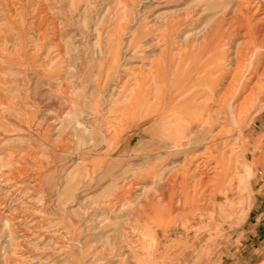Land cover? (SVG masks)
<instances>
[{
  "label": "rangeland",
  "instance_id": "obj_1",
  "mask_svg": "<svg viewBox=\"0 0 264 264\" xmlns=\"http://www.w3.org/2000/svg\"><path fill=\"white\" fill-rule=\"evenodd\" d=\"M203 1L0 0V167L20 176L23 191L44 196L41 207L23 192L17 197L27 205L24 231L8 234L0 218V264H138L160 242L177 247L172 255L181 260L173 264H188L197 236L198 264H264V0L256 13L240 10L238 34L223 40V79L214 96L197 99L213 120L212 147L246 180L232 211L206 223L197 208L208 200L179 201L184 157L165 166L163 181L175 182L172 209L151 207L166 204L145 174L160 160L162 143L142 131L147 123L131 120L119 95L149 80L163 59L176 66L177 50L214 24L225 28ZM232 68L238 76L223 95ZM203 148L188 156L208 160L209 173L215 162ZM198 163L186 168L188 189L204 176L194 173ZM17 212L14 221L24 214ZM150 217L154 232L137 241ZM126 239L134 251L121 248Z\"/></svg>",
  "mask_w": 264,
  "mask_h": 264
},
{
  "label": "bare ground",
  "instance_id": "obj_2",
  "mask_svg": "<svg viewBox=\"0 0 264 264\" xmlns=\"http://www.w3.org/2000/svg\"><path fill=\"white\" fill-rule=\"evenodd\" d=\"M203 3L205 10L220 13L219 22H224L225 28H221V24H214L211 31H205L197 38V41L194 39L196 41H194L195 43L191 45L185 44L186 46L183 45L184 47L182 46L177 50L176 56L178 63L176 66H174V62L165 61V59H163L162 64L156 67L155 72L150 75L149 80H144V82L136 80L130 88L125 90V92L119 93V95L123 98L122 102L129 105L128 110L131 112V120L135 121L138 118V121L147 123L148 127L142 129V131L147 133L149 137L155 136L158 138V141L162 143V146L156 148L158 153H161L160 160L153 164V166L146 168L145 174L149 178L151 176L152 184L155 186L157 185L158 191H163L160 195V200L166 204L162 207L154 203L151 207H157L158 209L155 208V211H158L160 214L170 211V208L172 209V199L174 197V190H172V188L175 186V182L171 177H166L167 179L163 181L164 172L167 170L165 166L170 159L174 160L178 157H184L185 164H180L182 165V179L180 182L181 197H178L179 201L194 205L201 201L200 199H204V201L208 200L209 202L202 204L197 210L201 212V214L204 213L206 223H210L212 222V218H217L219 215L233 210L239 194L246 189V180L241 176L240 172L233 171L229 165L230 159L225 158L224 152L220 151L219 145L214 148L212 147V143L215 141V137L212 135L213 120L209 115L204 116L201 113L205 110V105L200 101L197 102V99L206 92H211L210 94L214 96L213 93L218 89L220 80L223 79V75L226 72L224 69V61L226 60H224L221 50L225 45L223 40L229 35L236 36L238 34V29L243 23L240 19L241 16L239 17L241 13L240 10L245 8L252 9V7H254L255 9L253 11L256 13L259 6H261V0H205ZM216 15L217 14H215V16ZM263 15L261 18L264 17ZM261 18H257V20H262ZM245 23H248V21H245ZM251 30L252 27L249 26L248 32H251ZM261 34L264 35V32ZM165 35L166 32L162 34L163 45H165ZM145 37L146 34H143L140 38L144 39ZM262 42L263 40L259 43ZM173 67L174 69L171 71ZM234 71V73H231V80L223 95L228 93V89L231 87V84H233L232 82L236 80L238 76L237 68ZM260 75L264 76V67ZM148 82H150V85L145 88L144 85ZM151 90L153 97L149 99ZM220 98H222V96H220ZM0 105H2V102H0ZM230 115H234L233 111ZM200 146L205 148L208 154L207 157L214 159L215 167H213L212 171L209 173L206 172L209 163L208 160L202 158H195L196 160H194L196 156H188V154L195 152ZM163 151H165V154L162 153ZM194 161H199L194 173H203L204 176H200L201 178H197V181H193L190 190L188 189L189 186L187 187V185L184 184V180L187 175L186 168L192 165ZM102 165L103 163L101 162L100 166ZM5 170H7L5 167H0V218L6 219L3 227L5 230L8 229V234H11L12 232L20 231L19 228H22L23 231L25 230L23 227L25 224H22V220L24 219L22 218L27 216L26 214L28 211L27 205L24 204V206H20L18 204L17 197L21 195L20 193L23 192V200L27 198H29L28 201L31 200V202L34 200V203L38 204L39 207L42 205L44 196H33L23 191V185L19 184L21 182L19 181L20 176H13L15 172L13 170L11 171L10 168H8L6 173ZM210 173H212L213 176H210ZM200 189H202V192L199 194V197H196ZM207 191H210L208 199L205 198L208 196ZM234 194H236V196L234 200L231 201L230 198ZM157 200L159 201V199ZM17 211H21L22 214H24L21 216L18 215L20 218L14 221L13 217L17 216ZM144 214L145 209L142 207L139 211V215L142 216ZM149 219L148 223L145 222L141 225L142 230L139 233L138 239L136 238L137 241H139L141 237L146 236V233L152 231L150 223H152L153 220L152 217ZM189 219L192 220V218ZM19 221H21V223H18ZM191 225H193V223H191ZM194 226L196 225H193L190 229ZM128 231L135 232L134 228ZM152 232L150 234H155L156 237V233ZM155 237L153 236V238ZM199 239L198 236L190 239V241H192V246L188 248V253L190 254L188 264H198L200 259L203 258L202 255L200 257L199 254H197L198 249L196 245ZM153 244H151L152 246L150 249L141 252L143 256L139 257L140 259L137 260L138 264H173L181 260L178 255L177 257L172 255L174 252L178 253L176 246L170 247L169 242L156 243L157 246ZM133 246L132 241L126 239L121 248L132 252L134 251ZM136 255L135 257H137ZM161 256H165L166 258L162 261ZM169 256L172 258H169ZM146 257H149L150 261Z\"/></svg>",
  "mask_w": 264,
  "mask_h": 264
}]
</instances>
